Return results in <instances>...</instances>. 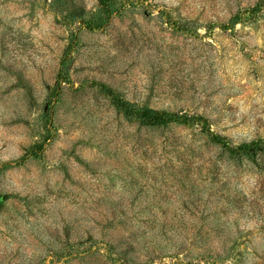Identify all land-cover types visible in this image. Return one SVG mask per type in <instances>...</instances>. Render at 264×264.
Listing matches in <instances>:
<instances>
[{"label": "rangeland", "instance_id": "374dc122", "mask_svg": "<svg viewBox=\"0 0 264 264\" xmlns=\"http://www.w3.org/2000/svg\"><path fill=\"white\" fill-rule=\"evenodd\" d=\"M111 8L0 0V264H264V153L101 89L264 142V0Z\"/></svg>", "mask_w": 264, "mask_h": 264}, {"label": "trees", "instance_id": "16d2710c", "mask_svg": "<svg viewBox=\"0 0 264 264\" xmlns=\"http://www.w3.org/2000/svg\"><path fill=\"white\" fill-rule=\"evenodd\" d=\"M102 11L106 15H109L112 12V2L114 0H99ZM242 18L238 15L231 18L227 27H232L241 23ZM107 22H100L94 27V29H100L106 26ZM65 67V65L63 66ZM63 77V72L60 74V79ZM102 91L107 93L112 99V102L116 109L122 112L127 118L137 121L144 126L151 127H166L170 124H179L184 126L196 125L201 128V130L208 135L211 141L223 148L227 149L229 153L233 156H244L251 157L257 156L259 153H264V142L263 141H254L249 144H243L236 148L230 147V145L222 137L216 135L211 130V125L208 119L199 116H189L186 114L172 113V112H161L148 107H138L126 102L118 94L114 93L109 87L101 86ZM42 151V146H37L34 148L32 153L37 155Z\"/></svg>", "mask_w": 264, "mask_h": 264}]
</instances>
